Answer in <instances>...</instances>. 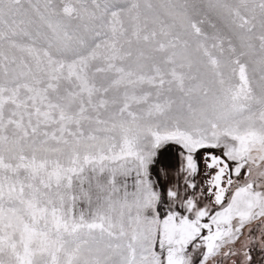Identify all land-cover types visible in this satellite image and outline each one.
<instances>
[{
	"label": "snow or ice",
	"instance_id": "snow-or-ice-1",
	"mask_svg": "<svg viewBox=\"0 0 264 264\" xmlns=\"http://www.w3.org/2000/svg\"><path fill=\"white\" fill-rule=\"evenodd\" d=\"M0 264H264V0H0Z\"/></svg>",
	"mask_w": 264,
	"mask_h": 264
}]
</instances>
